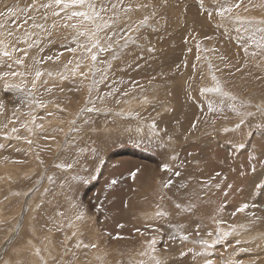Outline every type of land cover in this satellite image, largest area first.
I'll list each match as a JSON object with an SVG mask.
<instances>
[{
  "label": "rangeland",
  "instance_id": "374dc122",
  "mask_svg": "<svg viewBox=\"0 0 264 264\" xmlns=\"http://www.w3.org/2000/svg\"><path fill=\"white\" fill-rule=\"evenodd\" d=\"M32 2L0 0V10L18 11L9 18L13 42L16 37L28 42L15 43L13 53L20 57V49L27 51L25 66L0 58V72L26 73L6 78L23 91L8 90L0 80V264H28L29 244L48 242L55 246L53 264L93 263L99 251L97 264H155L153 257L162 264H204L206 259L264 264V191L255 187L264 185V55L253 42L261 33L250 39L253 31L238 32L240 25L215 14L209 19L207 11L215 13L217 0H94L98 11L100 4L108 9L101 15L111 27L99 32L100 45L108 50L93 49V62L73 42L75 30L59 27L66 21L39 8L47 0H38V11L19 12ZM112 4L117 6L114 23ZM129 5L131 11L122 10ZM237 15L264 20V8L243 0L232 13ZM34 22L51 36L33 28ZM93 26L85 22L83 29ZM36 70L43 75L33 88ZM212 75L234 101L201 94V88L214 87ZM125 105L128 111L121 110ZM241 119L240 129L225 131ZM139 122L151 131L139 133ZM165 164L168 169L162 171ZM245 203L249 207L238 212ZM219 216L226 229L236 231L244 223L251 236L232 234L205 250L198 241L215 239ZM69 248L75 249L70 258L61 260Z\"/></svg>",
  "mask_w": 264,
  "mask_h": 264
},
{
  "label": "snow or ice",
  "instance_id": "6c2138e0",
  "mask_svg": "<svg viewBox=\"0 0 264 264\" xmlns=\"http://www.w3.org/2000/svg\"><path fill=\"white\" fill-rule=\"evenodd\" d=\"M165 2H166V0H165ZM37 3H38V0H33L31 5L27 6L26 9H20L19 12H30L32 9H36L38 11L39 9L37 8ZM217 3H218V7L215 9V13H213V11H207V16L209 17V19H212L213 15L215 14V16L220 17V19L222 21L223 20H230L233 24L240 25V27L237 28L238 32L241 30V28H243V30L245 32L253 31V37H250V39L254 38V35L256 32L261 33L260 39L258 41L253 39V42L256 44V47L261 50L260 54L264 55V27H256V25H264V20L256 21L254 18L253 19L241 18L239 15L232 16L234 9H238L242 6L243 0H231V2H230V0H223V2H220V0H217ZM249 4L251 5V7L264 8V0H262V2L259 5L252 4L251 0H249ZM111 7H112L113 13H114V15L111 19H112V22L114 23L115 22V9L117 6H116V4H112ZM39 8H43L45 10H51V16L52 17L60 18L62 21H66V22L61 23L59 25V27L70 28V29L75 30V37L73 38V42H76L78 48H82L88 55H90V58L93 62H95L97 60V54L95 52H93V49H98L99 51L108 50L106 48L101 47L100 38H99V32L103 28H110L111 27V24L108 23L107 21H104L103 16L101 15L102 12H106L108 10L103 4H100L99 11H98L97 10V4L94 2V0H47V2L39 3ZM201 8L203 9V4H201ZM82 9H87V10H82ZM122 10L127 12V11H131L132 9H131V6L129 5L127 8H123ZM244 11H246V12L249 11V7L244 6ZM17 16H18V11L14 7H6L4 10H0V58L6 57L7 60L12 61L15 65L25 66L24 65V57H26L28 55L26 50L20 49V51H24V56L16 57L13 55V53L18 51V49L15 47V43H19V42L28 43L26 37L22 41H21L20 37H16L15 43L12 40V38L14 36V31L9 27V25L13 21H12V19H9V18H15ZM29 19L35 20V18L31 17V16H29ZM43 19L45 21H47L48 15L45 14L43 16ZM73 20H75L77 22L76 23H70ZM147 20H148V17H145L144 20L141 21V24L146 23ZM98 21H100L101 23H97ZM85 22H89L94 26L91 28H88V29H83V25ZM24 23H27V20H25ZM31 26L33 28L44 29L46 32H48V30L44 28L43 24H38V23L34 22ZM57 27H58V25H57L56 21L53 20L51 28L55 29ZM18 28H19V25H17V29ZM48 35L51 36V32H48ZM81 37L86 38V40L88 42L84 43V44L78 43V41ZM108 39H111V37H108ZM10 47H11V51H9ZM31 47H32V44L29 43L28 48H31ZM198 48H199V45H198ZM68 51L75 52L76 48H68ZM245 52H247V48H245ZM252 55L255 57L257 55V53L253 52ZM48 59H54V58L48 57ZM198 59H199V57H198ZM40 62H42V61H37L36 63H40ZM81 62L77 63L76 68H79L81 66ZM13 63L7 64V68L12 69ZM69 63H71V61H69ZM209 67L211 68V65H209ZM72 71H73V73H75L76 69H73ZM79 74L81 76L87 75L86 73H83V72H81ZM25 75H26L25 72L4 71V72H0V80L5 81L4 86L8 90L16 88V89L23 91V89L20 88V86L9 83L6 80V78L9 76H11V77L21 76V77H23ZM42 75H43V73L41 71H39V70L35 71V78L32 81V87L33 88H35L36 81L39 80ZM47 75L51 77V76H53V73L48 72ZM57 75H61V79L65 78V77H63L62 74L57 73ZM211 78L215 82L214 87L201 88V90H200L201 94L216 93L222 98L231 99L233 101L235 100V97L230 96L229 93H227L223 90V88L220 85V82L217 80L215 75H212ZM45 83H46V81H45ZM48 91H51V89H48ZM2 109H3V105L0 104V110H2ZM93 110L94 109H92V108L87 109V111H93ZM232 110L236 111L237 115H240V113L236 110V108L234 106H233ZM209 111H213V108L211 105H209ZM248 115H251V113H248ZM243 123H244V120L241 119L240 123L235 125V129H225V131L240 129L241 125ZM5 127H7V125H5ZM38 127H40V126H38ZM11 131L16 132V131H18V129L13 127ZM29 131H31V129H29ZM6 138H7V134H6ZM16 138L19 139V137H16ZM28 143H31V141L29 140ZM0 147H3V145H0ZM58 167H60V165H58ZM67 167L70 168L71 165H67ZM167 169H168L167 164L163 165L161 168L162 171H166ZM252 171L255 172V167H253ZM130 175L134 178L136 176V172H132V173H130ZM176 175H179V173H176ZM217 175H219V173ZM49 179H51V178H49ZM111 183L115 184V183H117V181L113 180ZM170 183H171V181H169L168 183H165L164 187H166V188L169 187ZM217 187H219V185H217ZM229 187H231V185H229ZM255 187L257 189H260L261 191H264V185L257 183L255 185ZM177 207L179 208L180 205H177ZM248 207H249V205L247 203H245L240 208H238L237 211L238 212H244L245 209H247ZM185 210H187V209H185ZM82 215H83L82 213L80 215H78L77 219H81ZM156 215L157 216H163V215H165V213L158 212ZM218 223H220V221H218ZM69 226H71V225H69ZM120 227H123V226L120 225ZM73 235H75V232L73 233ZM208 235L211 236L212 233L209 232ZM230 235H232V231H224L221 234V232L218 230L216 233L215 239H213L211 241V243H209L206 240H200V241H198V243L201 244L205 248V250L212 249L215 247L216 244L221 243V241L223 239H226ZM187 238L188 237L186 235L182 236V239H187ZM239 243H240V240H236V244H239ZM155 244H156L155 239H153L152 241L149 242V247L153 252L155 251ZM77 246H79V243ZM89 246L93 247V248L96 247L94 244L93 245H84V247H89ZM37 254H39L38 251H37ZM141 254L144 255L145 253H141ZM205 254H206V252L199 253V255H205ZM153 259L155 261V264H162V262L159 259H156L155 257H153ZM204 264H213V260L206 259ZM236 264H239V262H236Z\"/></svg>",
  "mask_w": 264,
  "mask_h": 264
},
{
  "label": "bare ground",
  "instance_id": "6f19581e",
  "mask_svg": "<svg viewBox=\"0 0 264 264\" xmlns=\"http://www.w3.org/2000/svg\"><path fill=\"white\" fill-rule=\"evenodd\" d=\"M134 106H138V105H140V102H135V104H133ZM130 108V105H125L121 110L122 111H128V109ZM121 117V116H120ZM140 124H142L141 122H139V124H138V127H137V130L138 131H140L139 133H144V132H146L148 129H150L151 128V126L148 128V127H143L142 129L140 128ZM152 129V128H151ZM151 129H150V131H151ZM153 131V130H152ZM141 135H143V134H141ZM150 135V134H149ZM178 146V145H177ZM179 147V146H178ZM179 149H181L180 147H179ZM260 173L262 172L263 173V171H259ZM259 172L257 173V174H259ZM258 176H260V175H258ZM258 176H257V178H258ZM262 177V176H261ZM259 179V178H258ZM212 189V188H211ZM208 193V192H207ZM212 193V192H211ZM211 194L209 193V195L208 196H210ZM215 195V194H214ZM213 195V196H214ZM208 196H206L205 195V197H208ZM212 196V195H211ZM215 197V196H214ZM216 197H218V196H216ZM215 197V198H216ZM260 197V196H259ZM197 198H198V196H197ZM210 198V197H209ZM220 198H223V197H220ZM207 200V199H206ZM217 200V199H216ZM215 200V202L216 203H218L217 201ZM221 200V199H220ZM224 200V199H223ZM180 201V200H179ZM196 201V200H195ZM213 201V200H212ZM199 202H200V200H199ZM208 203L210 202V201H207ZM225 202V201H224ZM212 203V202H211ZM223 202H221V204H222ZM194 205H196V204H194ZM218 205V204H217ZM219 205H220V203H219ZM186 207V206H185ZM203 207V206H202ZM212 207V206H211ZM224 207V206H223ZM222 207V208H223ZM182 209V208H181ZM193 209V208H192ZM191 209V210H192ZM204 209H205V206H204ZM221 209V208H220ZM175 210V209H174ZM179 210V209H178ZM196 210V209H195ZM200 210V209H199ZM217 210H218V208H217ZM172 211V210H171ZM182 211V210H181ZM186 211V210H185ZM214 211V210H213ZM131 212H133V211H131ZM173 212V211H172ZM171 212V214H173ZM177 212V211H176ZM189 212V211H188ZM187 212V213H188ZM197 211H195V213H196ZM210 212H211V210H210ZM222 212V211H221ZM193 213V212H192ZM198 213V212H197ZM209 213V212H208ZM181 214V213H180ZM211 214H213V213H211ZM220 214V213H219ZM179 215V214H178ZM177 215V216H178ZM185 215V214H184ZM189 215H191L190 213H189ZM217 216H218V214H216ZM181 216V215H180ZM199 216H200V214H199ZM239 216H240V214H239ZM212 217V216H211ZM243 217V216H242ZM172 218H173V215H172ZM204 218V217H203ZM206 218V217H205ZM217 218V217H216ZM241 218V217H240ZM244 218H246V217H244ZM29 219H30V217H29ZM178 219V218H177ZM219 221L221 220V216H219L218 218H217ZM238 219V218H237ZM184 220V219H183ZM210 220V219H209ZM217 220V221H218ZM244 220V219H243ZM187 221V220H186ZM214 221H215V219H214ZM246 221V220H245ZM170 222V221H169ZM168 222V223H169ZM188 222V221H187ZM190 222V221H189ZM171 223V222H170ZM179 224H182V223H180V221L178 222ZM201 223V222H200ZM216 223V222H215ZM218 223V222H217ZM185 224V223H184ZM188 224V223H187ZM219 224V229H220V232H221V234L224 232V231H232V228L231 229H226L225 227H227V226H223L222 224H223V222H221L220 221V223H218ZM246 224V223H245ZM28 225V224H27ZM31 225V224H30ZM74 225H77V224H75L74 223ZM167 225V224H166ZM247 225V224H246ZM78 226V225H77ZM179 226V225H178ZM204 226V225H203ZM212 226V225H211ZM182 226H179V228H181ZM201 227V226H200ZM247 227H248V225H247ZM30 229H31V233H33V235H36L37 233L35 232V231H33L34 229L32 228V227H29ZM150 229L149 227H146V230H148V229ZM186 228V227H185ZM199 228V227H198ZM204 228V227H203ZM249 228V227H248ZM201 230L200 231H202V228H200ZM210 229H212V228H210ZM262 229V228H261ZM154 230V229H153ZM170 230V229H169ZM168 230V231H169ZM175 230V229H174ZM181 230H182V228H181ZM207 230H208V228H207ZM263 230V229H262ZM262 230H260L259 229V231H262ZM33 231V232H32ZM184 231H186V230H184ZM246 231V233H248V235H250V231L248 230H244V223H238L237 224V230L236 231H232V234L233 235H235V236H237V237H239L240 238V234H241V232H245ZM71 232H73V231H71ZM154 232V231H153ZM30 233V234H31ZM167 234H169V233H167ZM178 234L179 233H177V235L176 236H178ZM174 235V234H173ZM203 235V234H202ZM30 237H31V235H29ZM175 236V235H174ZM201 236V235H200ZM251 236V235H250ZM189 237V236H188ZM46 238V237H45ZM203 238V237H202ZM207 238V237H206ZM78 238H77V236H76V240H77ZM173 239V238H172ZM208 239V238H207ZM46 240H47V238H46ZM209 243H211V240H209L208 241ZM75 244V243H74ZM46 245V246H45ZM50 245V246H49ZM29 246L31 247L30 248V256H29V260L31 261V262H29L28 264H41L40 263V258H39V256H41L42 258V260H43V263L44 264H53L54 262H52L51 261V256L53 255L52 254V252H54L53 251V249H54V244L52 243V242H48V243H43L41 246H39V245H37V244H35L34 245V247H32L31 246V244H29ZM42 246H45V247H42ZM49 247L52 249V251L49 249ZM74 247V246H73ZM75 249L74 248H69V250H68V253H69V255H68V257H64V258H62L61 260H68L69 258H70V254L71 253H73V251H74ZM37 251L39 252V254H37ZM210 251V250H209ZM212 251V250H211ZM102 251H99V252H97L94 256H92V258L93 259H101V255H102ZM28 255V254H27ZM91 255H93V252H92V254ZM25 257V256H24ZM95 260L93 261V263H89V264H97L96 262H95ZM150 263H152V260H148ZM58 264H60L59 263V261L57 262ZM88 263V262H87ZM86 264V263H85Z\"/></svg>",
  "mask_w": 264,
  "mask_h": 264
}]
</instances>
